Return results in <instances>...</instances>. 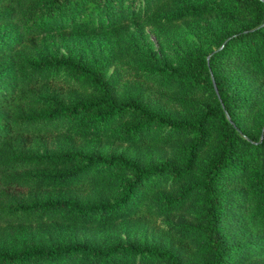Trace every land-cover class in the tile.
<instances>
[{
	"label": "trees",
	"instance_id": "obj_1",
	"mask_svg": "<svg viewBox=\"0 0 264 264\" xmlns=\"http://www.w3.org/2000/svg\"><path fill=\"white\" fill-rule=\"evenodd\" d=\"M161 1L0 0V227L33 218L57 225L157 218L192 203L194 218L173 225L177 250L73 241L0 251V264H264V129L259 138H248L240 119L264 93V0H226L251 11L254 20L224 32L210 53H194L179 67L138 72L141 86L169 105L195 103L204 93L213 97L215 106L191 120L168 118L137 100L120 101L107 88L97 93L95 85L89 86L92 96L73 100L88 80L101 84L90 71L59 59L16 64L11 55L24 41L35 44L42 28L65 12L76 23L100 27L105 18L120 23L149 14L162 23L214 11L203 6L157 16L154 6ZM236 78L250 89L246 103ZM66 132L176 144L180 152L172 162L148 167L122 154L38 153L41 139ZM205 147L208 159L197 170ZM64 189L66 196L57 195Z\"/></svg>",
	"mask_w": 264,
	"mask_h": 264
},
{
	"label": "rangeland",
	"instance_id": "obj_2",
	"mask_svg": "<svg viewBox=\"0 0 264 264\" xmlns=\"http://www.w3.org/2000/svg\"><path fill=\"white\" fill-rule=\"evenodd\" d=\"M225 2L226 0H163L154 6L157 16L203 6H209L214 11L162 23H156L149 14L141 19H128L120 23L105 18L104 25L100 27L90 26L86 21L76 23L72 20L71 13L65 12L42 28L35 44L24 41L11 55L16 64L34 59H59L79 64L90 71L94 74L93 82L100 81L101 84H89L88 80L84 85L87 87L81 85L73 92V100L92 96L91 87L95 85L97 93H104L107 88L120 101L137 100L148 103L151 108L168 118L191 120L206 108L215 106L213 97L204 93L195 103L169 105L141 86L142 80L138 72L144 66L179 67L194 53H210L216 49L224 32H233L252 24L254 15L251 11L237 9ZM234 82L238 94L246 103L250 96L246 81L236 78ZM240 119L248 138L260 137L264 129V93L257 108L241 114ZM39 145V154L69 150L102 156L122 154L129 159H136L144 167L158 164L162 160L172 162L180 152V147L176 144H143L109 139L101 134L84 138L73 132L58 133L41 139ZM208 152V147L201 151L197 170L205 166ZM67 193L64 189L57 195L66 196ZM195 210L191 203L186 208L157 218L143 215L121 216L114 220L82 224L57 225L49 220L40 222L37 218L23 220L11 227H0V251L13 253L30 246L50 247L73 241H84L99 247L129 243L177 250L179 242L173 225L193 219ZM126 262L122 261L120 264H133ZM260 262L264 263V259ZM134 264L170 263L139 261Z\"/></svg>",
	"mask_w": 264,
	"mask_h": 264
}]
</instances>
